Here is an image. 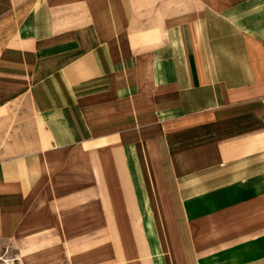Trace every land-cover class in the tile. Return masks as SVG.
<instances>
[{"label":"crops","instance_id":"0c3cea01","mask_svg":"<svg viewBox=\"0 0 264 264\" xmlns=\"http://www.w3.org/2000/svg\"><path fill=\"white\" fill-rule=\"evenodd\" d=\"M41 239L264 264V0H0V248Z\"/></svg>","mask_w":264,"mask_h":264},{"label":"rangeland","instance_id":"374dc122","mask_svg":"<svg viewBox=\"0 0 264 264\" xmlns=\"http://www.w3.org/2000/svg\"><path fill=\"white\" fill-rule=\"evenodd\" d=\"M28 242L26 243L28 246H30L31 244L35 243L37 241H39L38 239L35 240V239H28L27 240ZM53 243V245H52ZM100 244H104L105 246H108V245H111L112 244V240L110 239H104V240H97V239H72V240H64V239H51V240H44V239H41V243H39L37 246L39 248L41 247H44L45 245L48 247L49 245L51 246H54L56 245L57 247L55 248H61V255H56L55 257V261L54 260H49L48 258H45V261L44 259H40V261H44L42 263L44 264H49V262H57V264H66V263H72L75 261V257H77V255L81 254L82 252H86L87 250H90V249H93V248H96L97 245H100ZM12 246V245H11ZM37 248V247H35ZM12 249L14 251V253L18 254L19 257L20 256H23L24 255V252L22 251V249H18L17 247L15 246H12ZM31 249V247H30ZM25 256V255H24ZM42 256V255H41ZM40 256V257H41ZM30 257V256H29ZM48 257V256H47ZM27 259V256L24 257V259H22L23 263L22 262H19L18 264H28V260Z\"/></svg>","mask_w":264,"mask_h":264},{"label":"built area","instance_id":"2783aa9c","mask_svg":"<svg viewBox=\"0 0 264 264\" xmlns=\"http://www.w3.org/2000/svg\"><path fill=\"white\" fill-rule=\"evenodd\" d=\"M19 255L14 253L11 245L0 248V264H18Z\"/></svg>","mask_w":264,"mask_h":264},{"label":"bare ground","instance_id":"6f19581e","mask_svg":"<svg viewBox=\"0 0 264 264\" xmlns=\"http://www.w3.org/2000/svg\"><path fill=\"white\" fill-rule=\"evenodd\" d=\"M21 259H23L22 256H21Z\"/></svg>","mask_w":264,"mask_h":264}]
</instances>
